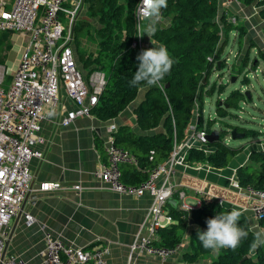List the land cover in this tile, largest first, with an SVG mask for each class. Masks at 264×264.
<instances>
[{"label": "trees", "instance_id": "trees-1", "mask_svg": "<svg viewBox=\"0 0 264 264\" xmlns=\"http://www.w3.org/2000/svg\"><path fill=\"white\" fill-rule=\"evenodd\" d=\"M237 1L242 6H254L258 9V17L264 22V0ZM84 2L87 17L95 21L97 28H93L88 19L77 20L72 47L74 58L82 74L100 71L106 77V86L91 110L92 116L103 122L113 120L134 102L139 90L146 89L144 100L134 110L136 125L141 134L136 135L127 127H120L114 134L115 143L134 154L139 163V169L129 168L127 173H123L121 180L124 184L143 183L152 169L167 160L172 151L174 133L177 143L186 139L196 105L199 114L198 129L204 128L207 134L219 131V138L207 145L208 153L189 148L185 158L189 165L200 164L216 170L225 169L230 160L240 152L223 143L226 133L236 129L245 138L260 136L258 132L230 124H220L216 129L215 119L207 120L205 124L202 121L203 98L215 93V84L210 87L208 80L212 73L224 68L220 55L229 34L234 31L237 33L239 45L246 34L243 26H233L226 22L223 15L218 16L215 0H167L168 6L161 10L162 20L156 25V33L148 38L159 46H165L175 63L158 85L141 84L135 87H130L129 81L138 68L136 57L141 52L130 46L136 36L133 12L138 0ZM262 35L264 37V26ZM9 36L10 33L0 34V41H4L7 48ZM86 39L95 45V52L86 50L83 44ZM250 46L253 47L254 44L251 43ZM249 49L250 47L237 70L238 74L246 66ZM259 56L264 60V53L259 52ZM210 57L212 61H208ZM251 69L255 70L256 65H251ZM223 90L224 87L220 86L218 92ZM240 95L241 100L247 99L243 94L233 91L224 100H217L216 116L221 119L234 118L235 115L230 114L227 109H237ZM150 151H154L151 161ZM249 159L253 164L259 165V168L256 170L249 165L239 168L236 171L237 182L241 188L263 190L264 150L252 151ZM167 208L176 223L161 229L156 245L166 249L175 248L181 243L186 227L190 226L193 228L189 239L190 250L185 253L183 260L193 264L212 255L211 250H205L198 241L197 229L206 231L208 219L230 210L218 206L205 196L200 197L199 207L190 213L178 210L177 205L173 204H167ZM239 223L249 230L244 214ZM258 226L264 230V219L259 221ZM254 234L249 230L247 239L236 250L222 249L220 255H214L209 264H264V247L257 249L254 254L250 251Z\"/></svg>", "mask_w": 264, "mask_h": 264}, {"label": "built area", "instance_id": "built-area-1", "mask_svg": "<svg viewBox=\"0 0 264 264\" xmlns=\"http://www.w3.org/2000/svg\"><path fill=\"white\" fill-rule=\"evenodd\" d=\"M215 2L218 16L223 15L228 24L236 26L238 16L230 13L229 9L238 1ZM139 3L140 0L133 12L136 36L130 47L138 48L141 52L144 48L141 27L146 20L143 13L138 11ZM84 6V0H0V34H17L23 44L9 82L8 71L0 65V264H26L16 256H6L5 247L11 220L23 214L28 226L34 222L30 215L22 213V206L32 191L30 162L44 158L41 146L45 148L46 140L40 134L41 123L50 111L60 108L62 92L74 109L66 112L60 125L67 127L79 117H91V110L106 86L104 73L93 71L84 76L74 58V27ZM208 61H212V58H208ZM198 118L196 105L186 139L177 143L174 133L170 156L139 185L122 182L120 169L123 166L138 168V159L115 143L114 134L118 128L115 125L107 128L108 135L104 141L106 162L99 165L94 176L107 184L109 191L135 197L148 195L151 198L144 223L129 246L130 260L136 256H147L157 259L159 264H165L176 252V247L166 249L156 243L161 229L176 223L168 212V199L176 198L180 211L190 213L193 210L190 208L187 211L190 206L183 203L186 193L174 184L173 179L177 166L189 165L185 162L189 148L209 152L206 139L209 134L204 128L198 129ZM259 144L263 148L261 141ZM153 155L154 151H150L149 161ZM191 166L199 167L200 164ZM233 185L238 190L245 189L253 197L250 206L252 215L257 223L263 220L264 189L241 188L238 182ZM73 189L80 191L79 186ZM59 190L61 186L58 183H41L38 187L41 193ZM202 196V192H197L199 200ZM107 254V246L73 248L60 237L46 232L40 257L42 264H108Z\"/></svg>", "mask_w": 264, "mask_h": 264}, {"label": "crops", "instance_id": "crops-1", "mask_svg": "<svg viewBox=\"0 0 264 264\" xmlns=\"http://www.w3.org/2000/svg\"><path fill=\"white\" fill-rule=\"evenodd\" d=\"M229 10L238 16L239 21H244L245 30L252 31L249 29V26L252 28V18L250 21L248 18L251 12L258 15V9L238 3ZM263 26L264 22L257 25L260 32ZM143 42L146 50L159 47L147 35ZM253 47L258 49L257 45ZM21 50L22 45L17 47L15 60L9 65H2L9 73L8 82L10 73L17 67ZM145 93L146 89L139 90L134 102L113 120L103 122L93 116L79 117L67 127L60 125V120L74 106L61 93L60 108L50 111L41 123L40 134L46 140L45 148L41 146L44 158L33 159L29 165L32 191L23 203L22 213L30 215L34 222L28 226L23 214L11 220L5 247L6 256H16L26 264H42L40 252L44 248V234L50 232L73 248L107 246L108 264H159L153 257L136 256L129 259V246L144 223L151 198L148 195L135 197L109 191L107 184L94 176L99 165L106 162L104 141L109 125H115L118 129L127 127L134 134H141L136 125L134 110L144 100ZM253 148L257 151L264 150V146L261 148L255 145ZM254 150H246L245 154L235 158L228 169L216 170L205 165L177 166L173 182L186 193L183 203L192 206L193 210L197 209L200 205L197 192H202L203 196L220 207L241 211L253 233L261 230L250 210L253 197L245 189L238 190L233 185L237 182L236 171L239 168L248 165L256 170L259 168V165L253 164L249 159ZM129 168L132 167L121 168L122 176ZM41 183H58L61 190L41 193L38 191ZM75 186H79L80 191L74 190ZM173 200V205L178 208L179 202L176 198ZM192 229L190 226L186 227L181 243L176 246V252L165 264H188L183 257L190 250ZM211 260L208 256L193 264H209Z\"/></svg>", "mask_w": 264, "mask_h": 264}, {"label": "rangeland", "instance_id": "rangeland-1", "mask_svg": "<svg viewBox=\"0 0 264 264\" xmlns=\"http://www.w3.org/2000/svg\"><path fill=\"white\" fill-rule=\"evenodd\" d=\"M81 18L88 19L91 26L97 28L95 21L87 17L85 6L77 20H80ZM248 20H251L250 25L252 28L249 26V29L252 31L250 32L249 30H246L247 32L243 36L241 41L242 44L240 45L237 42V36L235 37V32L229 34L227 43L220 55V61L225 63V67L221 70L215 71L209 77L208 84L210 87L212 84H215V93L212 96H204L203 98L202 121L203 124H205L207 120L215 119L217 121L215 126L216 129L219 128L220 124L222 126L230 124L258 132L260 134L258 138H260L261 144L264 146V60L259 56V52L264 53V37L262 32H260V28L257 27V25H262L263 21L257 14H252V12L249 15ZM146 24L147 21L142 24V33L145 31ZM238 25L245 27L244 21H239L236 26ZM145 38L146 35L141 37V40H144ZM251 43L257 45L258 49L249 46L248 61L246 66L241 70V73L238 74L237 70L246 55L248 45ZM83 44L88 52H95L96 47L91 41L86 39ZM21 45H23L22 39L17 34L9 36L8 48L4 41H0V65H9L11 61H14L17 47ZM144 49L145 48H143V50ZM251 65H256V69H251ZM232 77L236 78L234 83L231 82ZM220 86L224 87V90L221 93L218 92ZM233 91H237L243 94V96H245L244 93L247 91L250 92V100H241L242 96L240 95L237 109H227V111L230 114L235 115V117H227L223 119L218 118L216 116V101L224 100ZM258 138L248 137L232 140L226 133L223 137V143L231 149L240 150V152L230 160L225 169H228L233 164L235 158L245 154L246 150H254L253 147L255 145H260ZM214 255L215 254L210 255L209 258H214Z\"/></svg>", "mask_w": 264, "mask_h": 264}, {"label": "clouds", "instance_id": "clouds-1", "mask_svg": "<svg viewBox=\"0 0 264 264\" xmlns=\"http://www.w3.org/2000/svg\"><path fill=\"white\" fill-rule=\"evenodd\" d=\"M167 6V0H140L138 11L143 13L147 21L141 37L155 35L156 25L162 20L161 10ZM136 60L139 62L138 68L129 81L130 87L141 84L158 85L169 74L175 63L163 45L142 50ZM191 207L187 209L188 212ZM242 214L241 211L233 208L231 211L219 213L208 219L206 231L197 229V239L202 247L211 250L216 256L220 255L222 249L236 250L249 235V230L239 223ZM261 247H264V230H257L250 244V251L254 254Z\"/></svg>", "mask_w": 264, "mask_h": 264}, {"label": "water", "instance_id": "water-1", "mask_svg": "<svg viewBox=\"0 0 264 264\" xmlns=\"http://www.w3.org/2000/svg\"><path fill=\"white\" fill-rule=\"evenodd\" d=\"M217 67L219 68V63H217ZM231 82L234 83L236 81V78L232 77L231 78ZM203 85H205V81H203ZM245 97L247 99H250V93L246 92L244 93ZM219 105H221V102L219 103ZM227 108V107H226ZM229 136L232 140H237V139H243L245 138V135L243 133H237L236 129H232L229 133ZM219 138V131H213L212 133H210L209 135H207L206 139L208 141L209 144H212L214 142H216ZM168 204H174V200L173 199H168L167 201Z\"/></svg>", "mask_w": 264, "mask_h": 264}, {"label": "bare ground", "instance_id": "bare-ground-1", "mask_svg": "<svg viewBox=\"0 0 264 264\" xmlns=\"http://www.w3.org/2000/svg\"><path fill=\"white\" fill-rule=\"evenodd\" d=\"M138 168H139V167H138ZM154 169H155V168H154ZM152 170H153V169H152ZM152 170H151V171H152ZM120 172H121V177H122V170H121V169H120Z\"/></svg>", "mask_w": 264, "mask_h": 264}]
</instances>
